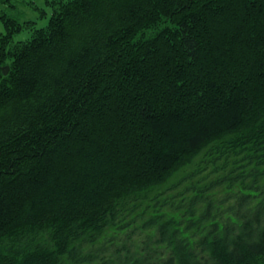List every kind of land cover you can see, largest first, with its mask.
<instances>
[{"label": "trees", "instance_id": "obj_1", "mask_svg": "<svg viewBox=\"0 0 264 264\" xmlns=\"http://www.w3.org/2000/svg\"><path fill=\"white\" fill-rule=\"evenodd\" d=\"M24 1L0 0V264H264V0L42 25Z\"/></svg>", "mask_w": 264, "mask_h": 264}, {"label": "rangeland", "instance_id": "obj_2", "mask_svg": "<svg viewBox=\"0 0 264 264\" xmlns=\"http://www.w3.org/2000/svg\"><path fill=\"white\" fill-rule=\"evenodd\" d=\"M54 0H25V4H19V10L16 12V14L19 16V18L25 20H36V19H40L41 23H39L40 25H42L43 23L47 22V18H43V10H48V11H52L51 7H52V2ZM21 11V13H19ZM23 17V18H22ZM31 27H35L32 24H30ZM31 27H28V29H31ZM36 28V27H35ZM32 30V29H31ZM5 32V27L4 24L2 23V21L0 20V33ZM27 37H30V33L28 35V33L23 32L22 34L18 35L17 38H21V39H27Z\"/></svg>", "mask_w": 264, "mask_h": 264}, {"label": "water", "instance_id": "obj_3", "mask_svg": "<svg viewBox=\"0 0 264 264\" xmlns=\"http://www.w3.org/2000/svg\"><path fill=\"white\" fill-rule=\"evenodd\" d=\"M7 70H8V67L6 68V70H5V73H7V72H8Z\"/></svg>", "mask_w": 264, "mask_h": 264}]
</instances>
